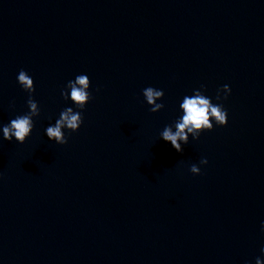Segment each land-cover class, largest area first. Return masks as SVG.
I'll return each mask as SVG.
<instances>
[{
  "label": "water",
  "instance_id": "obj_1",
  "mask_svg": "<svg viewBox=\"0 0 264 264\" xmlns=\"http://www.w3.org/2000/svg\"><path fill=\"white\" fill-rule=\"evenodd\" d=\"M21 69L40 112L0 140V264L264 259V0H0V124L28 111ZM78 74L92 98L57 144L44 129ZM225 84V126L183 152L160 138L184 95Z\"/></svg>",
  "mask_w": 264,
  "mask_h": 264
},
{
  "label": "clouds",
  "instance_id": "obj_2",
  "mask_svg": "<svg viewBox=\"0 0 264 264\" xmlns=\"http://www.w3.org/2000/svg\"><path fill=\"white\" fill-rule=\"evenodd\" d=\"M20 86L29 93L27 100L28 111L24 114L16 115L7 123L0 124V140L11 142L15 139L18 143L24 141L31 135L34 128L33 117L39 115L40 109L38 103L32 98L35 91L33 78L23 69L16 77ZM90 89V79L87 74H78L74 79L69 80L61 90V96L65 101H71L73 106L65 107L60 111L58 118L54 123H50L45 129L44 134L50 141L57 144H66L67 137L65 129L70 132L79 130L83 123L82 112L92 98ZM201 89H193L190 95H184L178 105L179 115L175 121L166 125L159 133L161 139L170 142L172 148L177 152H183V145L189 142V137L193 140L198 139L203 131H210L214 126H225L228 121V112L224 107L222 100H226L231 93L229 85L225 84L217 89L215 103L213 97L205 95ZM146 103L151 106L150 111L156 112L164 107L162 100L164 92L148 86L142 90ZM206 158H201L200 164L206 165ZM193 174H199L200 167L192 164L189 168ZM261 231H264V221H261ZM260 252L264 256V247ZM255 264H264V259L258 256Z\"/></svg>",
  "mask_w": 264,
  "mask_h": 264
}]
</instances>
